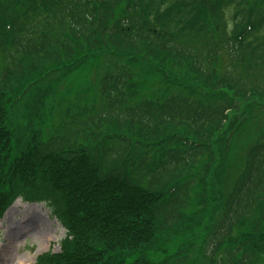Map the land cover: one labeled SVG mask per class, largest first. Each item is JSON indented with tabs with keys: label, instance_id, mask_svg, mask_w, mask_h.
<instances>
[{
	"label": "trees",
	"instance_id": "16d2710c",
	"mask_svg": "<svg viewBox=\"0 0 264 264\" xmlns=\"http://www.w3.org/2000/svg\"><path fill=\"white\" fill-rule=\"evenodd\" d=\"M263 5L0 0V35L5 23L13 24L11 41L0 38L8 61L0 71V214L16 196L45 202L66 233L60 253L44 254L37 264H150L147 257L156 252L157 264H193L198 255L207 264L225 258L264 264ZM232 10L229 25L223 17ZM81 46L111 56L98 79L104 108L93 99L91 111L76 104L73 114L59 112V124L51 122L47 133L28 128L29 103L67 75ZM141 54L149 64H138ZM160 56L190 75L193 88L136 97L133 77L154 69ZM26 59L48 69L66 65L28 86L11 106L4 93L10 80L24 76ZM111 129L120 134L103 137ZM239 140L244 152L236 175L217 215L202 226L199 246L171 250L165 241L190 227L191 211L202 213L196 206L206 181L200 188L193 179L168 188L202 162L200 177L218 167L223 190L220 175Z\"/></svg>",
	"mask_w": 264,
	"mask_h": 264
},
{
	"label": "rangeland",
	"instance_id": "374dc122",
	"mask_svg": "<svg viewBox=\"0 0 264 264\" xmlns=\"http://www.w3.org/2000/svg\"><path fill=\"white\" fill-rule=\"evenodd\" d=\"M223 19L231 23L230 14L224 16ZM103 53H91L85 46L78 47L74 59L69 63V72L67 75H63L57 82L59 90L53 93L56 98L59 97L62 91V86L70 81L78 86L81 92L83 90H91V92L97 94L98 91L96 85L98 79L107 68L109 58H111L109 54ZM92 55L97 56L98 59L94 60V58H91ZM143 57L144 54L139 55V61L141 63L138 64H149L141 61L143 60ZM161 57L162 56L156 60L154 69H150L149 71H147L148 68L143 69V71L133 77V90L135 91V96L145 98H162L170 92H188V89L193 88L190 81L194 79L190 75L184 72H179L176 70V67L173 68L171 66L167 59H163ZM123 58L126 60L124 56ZM127 60H130V58L128 57ZM7 64L8 61L6 59L0 58V71H2ZM128 67L132 68V65L129 64ZM160 73H163L165 76L164 80H162V75ZM14 81L15 80H12L11 86L17 85ZM140 84L145 85V87L142 90L137 91L136 88ZM15 95L16 94H13L12 96L14 97ZM42 102L46 103L45 100ZM59 102V99H56L54 103L56 108ZM70 102L71 101L69 100H65L63 105L67 106V103ZM37 103L38 100L36 98L33 99L29 103V111L33 110ZM41 104L39 105L38 111L45 113L46 109L49 113L50 110H48L47 103L46 106L43 107ZM76 104L81 107H87L84 105L82 99H79ZM55 113L56 109L53 114ZM51 119H54V116L50 117V121ZM56 123L57 120H55V124ZM48 130L49 127L46 131L48 132ZM247 140L248 143L244 145L246 148L249 145V139ZM233 146L234 152L229 158L228 166L230 167L223 170V175H220V177H224L223 190H219L218 186L216 173V171L219 170L218 167L215 168V172H213V174L208 175L205 178L201 177L199 180H197L199 178V167L193 170V179H195V183L198 188H200L202 183L206 181V187L204 190L206 194L205 197L202 196L205 206L202 209V213L198 214L199 209L197 207L196 210L198 212L196 213L193 211V213L196 214L191 213V216L188 218L190 219V227L188 229L165 241L166 245L171 243V250L176 249L179 245H181L180 248L184 249L192 244L194 250H196V247L199 246L200 240L204 235L202 232L204 227L202 228V226L211 222L214 219L215 214L217 215L221 206V201L227 194L230 187V182L236 175L235 166H239L240 153L241 151L244 152V147L241 145L240 140L238 143L234 142ZM200 165H202V162ZM64 236L63 229L50 216L43 204L27 205L23 202L17 201L4 213L0 220V264H37L38 259L43 254H46L47 252L54 254L59 253V244ZM158 254L159 252H156L155 256L151 255V257H147L150 264H157L160 261L162 257L157 256ZM134 255L137 256L138 254L136 253ZM196 258L197 259L193 264H207L205 256L198 255ZM225 259L224 261L220 260V262H222V264H227ZM229 264H233V261Z\"/></svg>",
	"mask_w": 264,
	"mask_h": 264
}]
</instances>
